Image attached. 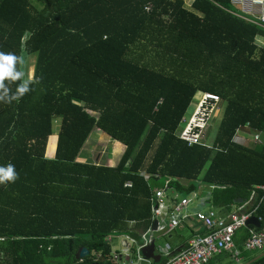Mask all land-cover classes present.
I'll return each mask as SVG.
<instances>
[{
  "label": "trees",
  "instance_id": "trees-1",
  "mask_svg": "<svg viewBox=\"0 0 264 264\" xmlns=\"http://www.w3.org/2000/svg\"><path fill=\"white\" fill-rule=\"evenodd\" d=\"M39 1L0 0V51L22 58L25 79L36 55L29 92L0 100V166L18 173L0 184V264H116L106 239L143 244L153 190L169 178L182 197L212 188L208 203L226 209L264 185V29L231 0ZM5 83L10 97L21 81ZM205 92L220 96L223 118L212 146L189 147L177 133ZM247 125L261 133L250 147L234 141ZM95 130L125 147L116 167L77 162ZM255 217L261 227L249 228L262 231L264 203ZM247 237H235L241 250ZM256 256L242 250L243 263Z\"/></svg>",
  "mask_w": 264,
  "mask_h": 264
},
{
  "label": "built area",
  "instance_id": "built-area-1",
  "mask_svg": "<svg viewBox=\"0 0 264 264\" xmlns=\"http://www.w3.org/2000/svg\"><path fill=\"white\" fill-rule=\"evenodd\" d=\"M231 4L241 12L237 16L264 29V0H231ZM221 105L220 96L209 92L201 93L193 113L182 120L177 133L178 138L189 147L195 145L209 147L204 140L215 114L221 110ZM253 139L255 143L260 142V134H255ZM149 177L145 176L146 179ZM171 181L169 178L162 188L154 189L151 198L152 218L159 221L157 231L162 233L174 231L183 221L189 219V215L184 211L191 203V199L179 198L176 201L174 197L171 199L166 197V191L172 190ZM130 186L131 183L126 184V187ZM247 203L250 204V210L248 208L245 211L234 212L227 217H221L215 209L195 213V219L202 225L205 234H195L187 246L170 257L165 264H209L214 258L226 253L230 254L234 261L240 262L242 250L263 252L264 229L257 231L256 228H249L247 223L255 217L260 205L264 203V185L256 186L252 190ZM165 218H169V221H164ZM257 219L261 221V218ZM242 229L248 230V237L241 250L235 243V237ZM150 232L151 230H148L142 236L143 244L139 246V249L151 242ZM111 236L106 239L109 243H111ZM127 255L123 257L124 263L134 264ZM137 257L138 261L142 260L139 255ZM112 258L115 262L122 261L116 254H112Z\"/></svg>",
  "mask_w": 264,
  "mask_h": 264
},
{
  "label": "crops",
  "instance_id": "crops-1",
  "mask_svg": "<svg viewBox=\"0 0 264 264\" xmlns=\"http://www.w3.org/2000/svg\"><path fill=\"white\" fill-rule=\"evenodd\" d=\"M184 1H185L186 7L191 8L195 0H184ZM257 44L260 47L264 48V37L258 38ZM196 101H193L194 105H196ZM81 105H83V104H81ZM58 122H59L58 124H59V129H60L59 119H58ZM58 133H59V130H58ZM92 133L94 134V131ZM257 133L260 134V139H261V133L260 132H257V131H255V130L251 129L250 127H247V126L242 127L238 130L234 141L239 145L250 147L251 144L252 145L255 144L253 141L254 140L253 136ZM94 136L95 137L92 140H90L89 142H87V144H85L86 146H84V148L79 153V155L77 157V162L84 163V164H95V165L101 164V165H105L108 167H116L118 165L122 155L120 156L118 163L115 165L116 160H115L114 156L111 159V154H113V155H115V154H114V151L111 152L110 147L114 148L115 150H117L118 148H122L123 153L125 151V147L124 148L121 147L120 146L121 143H118V142L112 140L109 136H107L101 130H95ZM53 151L54 152L49 155L48 154V146H47L46 157L48 159H53L55 157L56 151L55 150H53ZM109 163H112V164L109 165ZM113 163H114V165H113ZM181 184H183L184 186H187L186 181H181ZM159 188H162V187H157L155 189H159ZM211 191H212V188L206 187V186H201L197 192L193 193L192 195H190L188 197H182L173 189L166 191L167 199H171L174 197L176 201L179 198H188V199L192 200L191 203L189 204V206L184 211L186 214L189 215V219L183 221L179 225V227L172 232L162 233V232L157 231V228H156V231H153L152 227H151V229H150L151 232L149 234V237L151 239V242L154 241V243H155V257H157L156 260L151 259L150 261H145L143 259V257L139 254V251L141 249V248L139 249V246L141 244L140 245L136 244V242L132 238H130L129 236H127V235H112L111 236V244L113 247L115 246V248H114L115 250L112 247V254L118 255L120 257V259L122 260L121 262L116 261L115 263L116 264H125L123 261L124 260L123 257H125L126 254H128L130 256V259H132L131 250H132V248H134L136 246V259H132L134 264H161L162 261H164V259H167V261H168V259L170 257L174 256L180 250H182V248L184 247V243L186 241L189 242L190 239H192V238H190V237H192V235L201 234L204 231L202 225L195 219V216H194L195 213H197L199 211H208L210 209H215L221 217H227L231 213L245 211L250 206V204H248L246 202L244 204L232 205L231 207H229L227 209L226 208H214L208 203ZM151 213H152V210H151ZM164 221H166V222L169 221V218H165ZM154 222H157V226H158L159 221L154 220L152 218V226H153ZM158 240L165 241V245L164 244H158ZM172 249H174V251H172ZM247 253L251 255L254 252H247ZM261 253H263V252H261ZM261 253H259V254H261ZM137 255H139V257L142 259L141 261L137 260V258H138ZM125 261H127V260H125ZM235 263L244 264L242 258H241L240 262H236L233 260V258L231 257L230 254L226 253V254H223V255H220V256L214 258L209 264H235ZM127 264H129V263H127Z\"/></svg>",
  "mask_w": 264,
  "mask_h": 264
},
{
  "label": "clouds",
  "instance_id": "clouds-1",
  "mask_svg": "<svg viewBox=\"0 0 264 264\" xmlns=\"http://www.w3.org/2000/svg\"><path fill=\"white\" fill-rule=\"evenodd\" d=\"M23 63L22 58L11 51H0V100L10 98L19 100L29 92V83L31 79H25V73L18 70V66ZM20 80L16 86V90L9 97V88L7 82H15ZM18 179V173L15 171V166L12 163H7L0 166V184L4 182L12 183Z\"/></svg>",
  "mask_w": 264,
  "mask_h": 264
},
{
  "label": "rangeland",
  "instance_id": "rangeland-1",
  "mask_svg": "<svg viewBox=\"0 0 264 264\" xmlns=\"http://www.w3.org/2000/svg\"><path fill=\"white\" fill-rule=\"evenodd\" d=\"M33 6L36 7L37 9H41L42 3L39 0H33ZM234 10H235V12L237 14H241V12L238 9L234 8ZM35 63H36V55L28 57V59L26 61V75H27L28 79H32L33 78L34 70H35ZM199 96H200V94H197L193 101H196V100L198 101ZM197 101H196V103H197ZM195 106L196 105H194L192 103V105L190 106V108H189V110L187 112V116L188 117L193 113V111L195 109ZM221 108L222 109L217 114H215L214 119L212 121V124H211L210 128L208 129V131L206 133V138H205L204 141H205V143L208 146H212V144L214 142V139H215V136L217 134L218 127H219L220 122H221V120L223 118V113H224V105L223 104L221 105ZM59 121H60V119H59ZM58 123H59L58 119L55 120L54 129H53V135L49 138V142H48V154L49 155L54 152L53 150L56 151L57 135H58V130H59V124ZM94 135H95V131H94V134L92 133L89 136L87 142L92 140L95 137ZM87 142L85 144H87ZM120 146L124 148V146L122 144H120ZM251 146H252V144H251ZM110 150H111V152L114 151L115 155L111 154V159L114 156V158L116 160V162H115V165H116L118 163V160H119L120 156L123 155V150H122V148H118L117 150H115L114 148H111V147H110ZM111 164L112 163H109V165H111ZM113 165H114V163H113ZM158 244H164L165 245V241L158 240ZM114 248H115V246L113 247V249ZM259 253H261V252H254L251 255H256V254L258 255ZM235 264H237V263H235Z\"/></svg>",
  "mask_w": 264,
  "mask_h": 264
},
{
  "label": "water",
  "instance_id": "water-1",
  "mask_svg": "<svg viewBox=\"0 0 264 264\" xmlns=\"http://www.w3.org/2000/svg\"><path fill=\"white\" fill-rule=\"evenodd\" d=\"M247 226H254L256 228H260L261 223L258 221V219L256 217H253L248 221ZM156 228H157V222H154V224L152 226V230L156 231ZM139 254L143 257V259L145 261H150L151 259L156 260L157 257H155V243H154V241H152L149 245L141 248L139 251ZM88 255H89V251L86 248L81 249L77 255V259L78 260L85 259L86 257H88ZM262 257H264V251H263V253L259 254L254 259H252L251 261L244 263V264H253V263L257 262L259 259H261Z\"/></svg>",
  "mask_w": 264,
  "mask_h": 264
}]
</instances>
